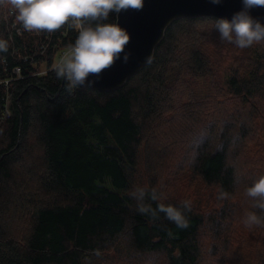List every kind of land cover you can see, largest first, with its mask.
Listing matches in <instances>:
<instances>
[{
  "label": "trees",
  "instance_id": "trees-1",
  "mask_svg": "<svg viewBox=\"0 0 264 264\" xmlns=\"http://www.w3.org/2000/svg\"><path fill=\"white\" fill-rule=\"evenodd\" d=\"M15 16L0 0V264H264V226L243 224L264 216L245 195L264 174V41L180 18L122 87L69 91L54 68L72 21ZM137 186L162 193L153 208L189 200L188 227L137 211Z\"/></svg>",
  "mask_w": 264,
  "mask_h": 264
},
{
  "label": "clouds",
  "instance_id": "clouds-1",
  "mask_svg": "<svg viewBox=\"0 0 264 264\" xmlns=\"http://www.w3.org/2000/svg\"><path fill=\"white\" fill-rule=\"evenodd\" d=\"M144 0H10L16 13L15 19L25 31L53 32L72 21L77 36L71 46L62 53L55 64L57 79L68 83L69 91L79 86H89L100 78L102 71L110 67L116 59H129L125 46L130 39L126 28L118 23V14L129 8L140 9ZM220 4L222 0H210ZM242 7L231 17H217L213 27L221 39L237 48L251 47L264 41V22L251 15L250 10L264 6V0H241ZM110 14L117 18L109 19ZM9 42L0 38V53L7 52ZM130 195L137 201V211L155 219L160 213L178 228L188 227L185 212L191 210V202L183 200L180 204L157 203L153 208L145 203L146 198L159 201L162 193L156 188L137 186ZM254 209L264 210V174L255 177L245 190ZM243 224L252 229L264 226V216L250 210L243 217Z\"/></svg>",
  "mask_w": 264,
  "mask_h": 264
},
{
  "label": "water",
  "instance_id": "water-1",
  "mask_svg": "<svg viewBox=\"0 0 264 264\" xmlns=\"http://www.w3.org/2000/svg\"><path fill=\"white\" fill-rule=\"evenodd\" d=\"M241 7V0H222L220 4H212L210 0H144L140 9L122 10L118 14V23L130 34L125 46L129 59L124 62L121 53V58L104 69L99 79L91 77L94 82L86 87L103 92L122 87L152 59L167 27L173 21L201 16L230 18ZM250 13L264 22V6H256Z\"/></svg>",
  "mask_w": 264,
  "mask_h": 264
},
{
  "label": "built area",
  "instance_id": "built-area-1",
  "mask_svg": "<svg viewBox=\"0 0 264 264\" xmlns=\"http://www.w3.org/2000/svg\"><path fill=\"white\" fill-rule=\"evenodd\" d=\"M65 52V51H64ZM62 55V54H61ZM16 71H18V68L16 69ZM6 110V109H5ZM6 112H7V110H6ZM3 114V115H2ZM5 117V115H4V113L2 112L1 113V116H0V118H4Z\"/></svg>",
  "mask_w": 264,
  "mask_h": 264
},
{
  "label": "rangeland",
  "instance_id": "rangeland-1",
  "mask_svg": "<svg viewBox=\"0 0 264 264\" xmlns=\"http://www.w3.org/2000/svg\"><path fill=\"white\" fill-rule=\"evenodd\" d=\"M66 50H67V49H65L64 51H66ZM64 51H62L61 54H62ZM61 54H60V56H61ZM60 56H59V57H60ZM15 72L18 73L19 71H16V69H15Z\"/></svg>",
  "mask_w": 264,
  "mask_h": 264
}]
</instances>
